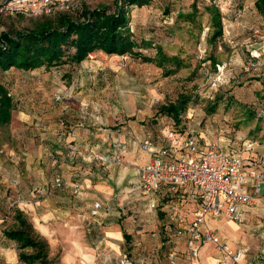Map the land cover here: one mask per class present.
Wrapping results in <instances>:
<instances>
[{
	"label": "rangeland",
	"instance_id": "1",
	"mask_svg": "<svg viewBox=\"0 0 264 264\" xmlns=\"http://www.w3.org/2000/svg\"><path fill=\"white\" fill-rule=\"evenodd\" d=\"M75 1L76 9L66 12L73 18H77V11L85 9L108 7L113 12L116 0ZM254 1L151 0L149 5L134 6L131 11L136 55H107L99 51L80 65L67 63L32 72L0 71V84L7 88L15 104L11 123L0 127V264H26L19 260L17 244L3 234L13 223L18 208L26 213L37 232L41 234V222L50 230L49 237L45 238L51 247L53 264H105L103 250H96L95 244L101 226L111 220L124 221L134 230L135 237L131 235V240H125L122 253H129L133 258L131 245L141 236L140 230L152 238L157 234L159 242L165 244L153 251L151 257L158 258V264H165L163 255L172 246L169 235L177 225L167 219L166 240L161 212L151 211L144 199V204L137 208L116 209L103 204L101 216H93L91 207L103 202L89 194L86 180L108 178V167L117 166L116 176L132 166L137 171L141 166L133 165L127 160L128 154H124L128 152V141H116L112 147L107 142L109 135L133 130L132 125L161 135L162 120L208 146L213 141L203 133L214 140L216 137L220 144H213L218 146H238L244 140H252L260 145L255 152L264 153V59L255 58V61L246 47H242L247 39L252 43L260 40L264 22L252 15L248 17L257 27L243 23L241 17L236 27L230 21L223 22V37L210 43L213 26L207 11L211 5L228 3L233 7L236 4L235 9L227 10V16L235 18L241 13L238 9L241 5H251ZM62 13L32 18H53ZM24 16L18 20L1 16L0 34L16 31V24L23 29L31 27L32 21L26 19L30 17ZM227 30L231 42L224 40ZM227 45L237 46L249 58L242 67L227 65L226 81L207 105L198 97L202 98L200 89L206 84V69H214L213 56L221 64L230 60ZM157 47L167 57L179 60V65L166 64L168 69H175L174 74L167 76L163 68L145 61V58H155ZM181 94L190 95L193 101L176 124L161 108L177 101ZM250 111L254 114L252 119L246 117ZM257 123L260 131L255 129ZM80 132L85 134L83 140H70ZM118 143L124 148L116 160L114 147ZM96 156L108 160L101 162ZM75 169L87 173L71 176L70 181L62 174L63 170ZM55 177L62 179V186L48 190ZM38 189H45V193L38 194ZM24 203L30 205L24 206ZM252 210L248 220L235 224L237 229L230 225L232 221L224 218H209L208 224L226 237L231 249L245 252L241 264H264V195L256 199ZM46 213L52 218L47 219ZM231 231L233 236L227 235ZM14 252H17L16 259L11 257Z\"/></svg>",
	"mask_w": 264,
	"mask_h": 264
},
{
	"label": "built area",
	"instance_id": "2",
	"mask_svg": "<svg viewBox=\"0 0 264 264\" xmlns=\"http://www.w3.org/2000/svg\"><path fill=\"white\" fill-rule=\"evenodd\" d=\"M75 2L2 0L0 17H40L51 16L57 11L72 12L76 9ZM252 56L257 58V52ZM226 68L227 64L223 63L217 65L215 71L206 69V84L200 89L202 98H214L226 81ZM162 139L164 144L161 146L151 138L142 141V150L151 158L137 169V184L149 209L163 214L166 240L167 219L177 225L169 235L172 246L165 255L166 264H178V256L183 252L179 247L181 244L192 260L199 258L202 246L213 245L220 253L219 264H240L245 252L231 249L217 230L208 225V220L224 218L242 224L249 219L256 199L264 195V153L255 152L257 142L252 140H244L238 146L213 143L208 146L190 133L171 129L164 131ZM123 148L121 143L115 145L113 159H120ZM96 158L101 162L108 160L104 156ZM62 184V179L55 177L48 190ZM36 191L45 193V189ZM102 209L100 202L94 203L92 215H99ZM118 264H132L130 254L122 253Z\"/></svg>",
	"mask_w": 264,
	"mask_h": 264
},
{
	"label": "trees",
	"instance_id": "3",
	"mask_svg": "<svg viewBox=\"0 0 264 264\" xmlns=\"http://www.w3.org/2000/svg\"><path fill=\"white\" fill-rule=\"evenodd\" d=\"M150 2L151 0H116L113 12L108 7L85 9L77 11V18L62 13L53 18H39L31 28L11 33L2 32L0 34V71L16 69L32 72L43 67L52 68L67 63L80 65L88 60L92 53L99 51L107 55H136L137 43L132 39L131 11L134 6L143 7ZM254 3L257 12L264 19V0H255ZM193 6L197 10L195 3ZM207 11L211 14L213 26V33L209 40L210 43H215L224 35L223 14L217 5L207 7ZM145 61L153 62L157 67L163 68L167 76L174 74L175 69H168L166 64H180L177 57L169 58L162 53L161 47H157L154 59L145 58ZM211 63L214 66L212 71L217 69V65H221L214 56L211 57ZM216 96L217 93L214 98ZM198 97L206 101L207 105L210 104V99H203L200 95ZM192 101L190 95L181 94L177 101L162 106L161 111L179 124L180 117ZM14 111L12 95L3 84H0V127L11 123ZM246 117L252 119L254 114L250 111ZM245 122L249 123V121ZM160 124L163 126L161 136L166 129L185 134V130L176 129L168 121L162 120ZM255 129L261 130L259 123ZM148 138L156 143L159 139L155 136ZM258 146H260L259 143ZM245 156L248 155L245 154ZM161 215L163 216L162 213ZM3 234L8 240L17 244L20 261L26 264L54 263L50 257L49 242L36 231L34 224L23 210L19 208L15 210L13 223L4 229ZM124 237L129 241L128 234H124ZM168 251L164 253V259Z\"/></svg>",
	"mask_w": 264,
	"mask_h": 264
},
{
	"label": "crops",
	"instance_id": "4",
	"mask_svg": "<svg viewBox=\"0 0 264 264\" xmlns=\"http://www.w3.org/2000/svg\"><path fill=\"white\" fill-rule=\"evenodd\" d=\"M0 1H2V0H0ZM217 6L220 8V10L223 14V20H224L225 24H226V22L229 23V21H230V23L233 27H236L239 24V21H240L239 18L240 17L243 18L242 19L243 23L245 22L249 25H252L253 27H257L254 24L255 21L252 18L248 17L251 15L255 16V17H259L256 19L259 20L261 23H262V21L264 22L263 17H261L259 15V13L257 12V10L255 8V3L251 4V5L249 3H247L246 5L245 4L241 5L238 8L241 13L239 15H236L235 18L231 17V16H230L231 17L230 18L229 16H227V10L235 9L236 4L232 5L233 7H231V5L228 3H225L224 5H217ZM246 10H250L251 11L250 14L248 12H246ZM23 17H25V16L24 15L14 16L13 15L11 18L18 20L19 18H23ZM26 19L29 21H32V24H34L35 22H37L39 20V18H32V17H30V18L26 17ZM16 26H17L16 31H19L20 29L24 28V27L19 28L18 24H16ZM31 27H28V28H31ZM13 29H15V28H13ZM256 31H258V30H256ZM227 32H228V35H226L224 40L231 42L229 30H227ZM235 32H236V29H234V34L232 33V36L235 35ZM259 38H260V40L259 41L257 40L255 43H252L253 41L251 42L250 40L248 41V39L245 40L242 47L243 48L246 47V50L248 52H250L251 54L254 52H257L258 57L260 59H264V33H262L261 36H259ZM227 49H228L229 53L231 54V56L229 54L230 60L228 58V60L226 61V64L229 66L233 65L234 68H237L241 65L243 66L246 59L249 58V55L245 58L243 52L241 51L240 48H237V46L227 45ZM257 59L254 58L255 61H257ZM248 82L251 83L252 81L249 80ZM132 126H133V130H129L128 132H125L122 134L120 133V134H117L116 136L115 135H109V139L107 142H109V144H111V146L113 147L114 142H116V141H122V142L128 141V152L125 151V153H124V154H126V153L128 154L127 160L132 162L133 165L143 166L150 161L151 155H149L147 152H145L141 149V147H140L141 142L144 141L149 136H155V137L159 138L157 141V145H159V146L163 145L164 141H163L161 135L151 133L150 131H147V130L145 131L142 128H137L134 125H132ZM82 135L85 136V134H82V132L76 133V136L71 137L70 140L75 141V142H79L80 140H83ZM203 135L206 139L212 140L213 143L220 144L216 137L214 140V138L208 134L206 136L203 133ZM144 154H148V155L145 156ZM116 167L115 168H113V167L107 168L109 170L108 171V173H109L108 178L102 177V179H97V178L89 177L86 180V188L89 189V191H90L89 194L98 198L99 200H101L103 202V203H101L102 205L107 204V205H110V207L111 206L115 207L116 209L120 206H121V208H125V207L137 208L139 205L144 204V202H143L144 200H143V198L140 194V191L138 189V184H137L138 183V175H137L136 168L134 166L128 167L129 169L126 170V173L124 171H122L119 176H116V171L118 169ZM63 171H62V174L64 173V176L66 178H68V181H70L69 178H71V176L75 177V176H80V173L82 175L87 173V172L85 173V172H81V171L79 172L77 169H75V171L71 170L72 172H70V171L69 172H65V171L63 172ZM113 171H115V174H113ZM88 173H91V171ZM24 204H25L24 206L30 205L29 203H24ZM189 206L191 208L193 207L191 205H189ZM91 208L93 210V206ZM104 208H105V206L103 205V209ZM121 214L124 215V213H122V212H121ZM45 216L47 219L52 218L51 214L46 213ZM100 216H101V214L97 215L96 217H100ZM189 219H190V216H189ZM41 223L39 225H40V228H43V229H39V231L41 232V234L44 238L45 237L48 238L49 237L48 233L50 232V230L45 225H42ZM100 229H101V234L97 240V243L95 244L96 250H99L102 248V250H103L102 259L105 260V264H118V260L122 254L121 250H122V247L125 244V240H126L124 237V234H128L130 237L129 240H131V235L135 237V235L133 233L134 230H130L129 226H127V224H125L124 221L120 222V220H111L110 222H106L105 226H101ZM214 229H216V228H214ZM140 232H141V236L138 237L137 239H134V242L131 245V246H133V254H134L133 258H132V260H133L132 263H134V264H151L152 262H155V264H158V258L152 259L151 254L153 253V251H155L157 248H160V246L162 244H165V243L159 242V238H158L157 234H153L154 238H152L149 235L143 234L141 230H140ZM227 235L233 236L232 231H231V234H227ZM221 238L226 242V237L221 236ZM126 241H128V240H126ZM179 247L182 249L183 252L181 254H179V256H178V259H177L178 264H219L220 253L217 250V248L213 245L202 246L200 248L199 258L197 260H192L187 255V253L184 252L185 250H183L184 249L183 244H181ZM141 253H143V256H141ZM11 257L13 259H16L17 258V252H14L11 255ZM244 257H245V254L242 257L240 264H241L242 260L244 259ZM164 263L166 264L165 259H164ZM167 264H168V262H167Z\"/></svg>",
	"mask_w": 264,
	"mask_h": 264
},
{
	"label": "bare ground",
	"instance_id": "5",
	"mask_svg": "<svg viewBox=\"0 0 264 264\" xmlns=\"http://www.w3.org/2000/svg\"><path fill=\"white\" fill-rule=\"evenodd\" d=\"M235 224H236V223H234V222H231V223H230V225L232 226L233 229H237V228H236L237 226H235Z\"/></svg>",
	"mask_w": 264,
	"mask_h": 264
}]
</instances>
